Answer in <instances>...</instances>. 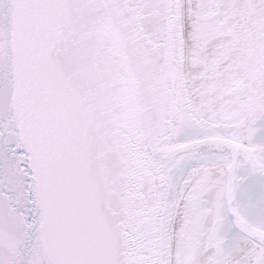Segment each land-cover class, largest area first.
Masks as SVG:
<instances>
[{
    "label": "snow or ice",
    "instance_id": "snow-or-ice-1",
    "mask_svg": "<svg viewBox=\"0 0 264 264\" xmlns=\"http://www.w3.org/2000/svg\"><path fill=\"white\" fill-rule=\"evenodd\" d=\"M0 264H264V0H0Z\"/></svg>",
    "mask_w": 264,
    "mask_h": 264
}]
</instances>
